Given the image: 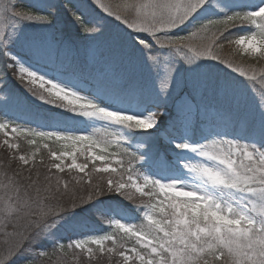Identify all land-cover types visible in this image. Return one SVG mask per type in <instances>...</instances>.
<instances>
[{
    "label": "snow or ice",
    "instance_id": "6c2138e0",
    "mask_svg": "<svg viewBox=\"0 0 264 264\" xmlns=\"http://www.w3.org/2000/svg\"><path fill=\"white\" fill-rule=\"evenodd\" d=\"M16 5L0 0L4 68L37 99L74 114L58 124L75 130L0 122V264H264V68H256L264 64V0H91L87 11L73 4L72 23L87 39L103 33L106 17L135 33L131 48L151 75L146 84L94 88L25 66L17 49L42 57L51 43L26 36L24 25L51 29L58 6ZM235 58L255 63L245 68ZM209 61L258 92V121L228 131L210 118L207 93L229 104L216 106L218 116L231 115L239 100L229 93L239 86L213 78ZM134 140L142 141L136 151ZM61 141L63 151L50 146ZM94 174L104 175L93 183ZM85 183L86 197L78 195ZM113 196L123 208L106 203ZM85 211L108 218L112 230L77 232ZM68 229L77 238L65 243Z\"/></svg>",
    "mask_w": 264,
    "mask_h": 264
},
{
    "label": "rangeland",
    "instance_id": "374dc122",
    "mask_svg": "<svg viewBox=\"0 0 264 264\" xmlns=\"http://www.w3.org/2000/svg\"><path fill=\"white\" fill-rule=\"evenodd\" d=\"M26 3H29L30 5L34 3V0H25ZM87 2L91 3V0H87ZM66 8L59 7L58 10H60L61 18L59 21V26H62L65 28L66 33H61L60 31L56 30V23L51 29L42 28L38 25H30L26 24L23 27V33L26 36L34 37V36H40V35H47L49 42L51 43V50L46 51L45 54L42 57H34L30 54H27L26 49L19 48L17 51L20 52V54L23 56V62L25 63L26 67H30L32 70H36L41 75H46L47 78H52L53 76L63 79V80H69V81H76L79 82L83 87L90 88L89 84L84 81L81 77H78L74 75V73L65 72L60 69L54 70L56 67H52L51 64H53L54 61H63L64 58L68 57H74L73 53H80L83 55H88L90 58L96 61L97 64H99L100 67H102V71H100L99 76H107L109 79V82L112 84L113 87L117 86H128L129 84H136L139 85L138 82V74L143 73L147 74L148 77L143 79L142 84H146L151 80L150 74L140 65L139 60L137 59V56L133 53V50L131 48V37L135 36V33H132L130 29H127L126 26H123V24L119 25L120 32H115L118 34L115 36L114 33L111 32V30L108 28L110 25V22H104V25L107 24L106 28H104L103 33L101 35L95 36L94 39H87L85 35L82 33V31L78 28L77 25L72 23L71 14H65L63 10ZM119 22V21H116ZM117 25L116 23H114ZM123 38L125 41H127V44H122L119 40V38ZM112 49L113 53H108L106 56H102L104 51H109ZM101 51V54L98 55V53ZM95 65V67H98V65ZM208 65L210 68L217 67L218 65L214 61H209ZM132 66H134V70L132 69ZM99 67V69H100ZM185 68L189 67L188 65H184ZM133 71V72H132ZM6 72L11 75V70H6L4 68V61L2 58H0V73L4 76L7 75ZM233 73V72H232ZM129 74L132 76L131 82L127 83V85H122L119 81L125 80L127 81L129 78ZM26 82V81H25ZM4 82H0V111H3V114L0 117V122H11L13 126H23V123L20 122L22 120L18 119V117H14L13 114H20L21 111L28 109L30 106H43L44 110L47 109V113L51 116H53V119L55 121H64L66 116H72L74 114L72 113H65V110L56 108L53 105H49L45 103L44 101H41L37 99L35 96L31 94V92L28 91V88L26 86H23V91L16 90L12 91L10 88H12L11 84L5 85V87H2ZM14 85V84H13ZM239 88L235 92H230V96H234L239 100V112L240 115H242L246 120L248 119L250 122L258 121L259 119V99H258V93L257 92H250L246 91V88H242V85H238ZM38 89V85L34 86ZM8 88V89H6ZM243 89L244 92H248L249 94H239L240 91ZM217 96V95H216ZM215 97L213 93L209 92L206 95V99L209 100V98ZM207 101V100H205ZM18 104H21L22 107H19ZM26 109H21V108ZM15 111H18V114ZM46 111V110H45ZM36 113H44L43 110H35ZM25 113V112H24ZM64 115H61V114ZM12 114V115H11ZM21 116L27 115L20 114ZM70 122V121H69ZM62 124L57 123V129L56 127L53 128H47V127H38L39 130L42 131H50V130H60L62 128ZM218 124V123H217ZM96 125H88V130H91V127H95ZM220 126L225 128L224 124H220ZM233 126V125H232ZM232 126L231 129H232ZM65 130L74 131V128H71L70 126H65ZM79 127L83 128L84 125H79ZM241 130V129H240ZM4 134V132H0V134ZM14 135V134H12ZM142 143V141L134 140L132 142V150L136 151L137 146ZM147 145H145V148ZM144 149L141 148L140 151L142 152ZM99 163V162H98ZM106 203L110 204L113 208H123L120 204L107 200ZM126 211V209H124ZM129 214V213H128ZM130 215V214H129ZM87 234H97L95 232L87 233ZM102 234V233H101ZM77 238V237H76Z\"/></svg>",
    "mask_w": 264,
    "mask_h": 264
},
{
    "label": "trees",
    "instance_id": "16d2710c",
    "mask_svg": "<svg viewBox=\"0 0 264 264\" xmlns=\"http://www.w3.org/2000/svg\"><path fill=\"white\" fill-rule=\"evenodd\" d=\"M105 3H112V4H118V3H122L123 0H104ZM55 3L57 4L58 8L59 7H64L66 8L65 10H63V12L65 14H70V12H68V9L72 8L73 4H77L80 7L84 8L86 11L90 10L91 8V3L87 2V0H55ZM17 8L18 9H22V10H30V4L26 3L25 0H17ZM61 13L60 10L57 9V14H56V20H55V25L56 30L60 31L61 33H66L65 28L62 26H59V21L61 18ZM59 20V21H58ZM104 22H110V26L108 27L112 33L115 34V36H117L118 34H116L115 32H120L119 29V25L120 22H116V20L112 17H106L104 19ZM114 23H116L117 25H115ZM107 24L104 25V28H106ZM124 26V25H123ZM233 31H236L235 29ZM177 34L179 35H185L186 31L185 30H181L180 32H178ZM240 34H243L242 32ZM146 36V34H141V37ZM196 42V41H194ZM108 53H113L112 49L109 51H104L103 55L101 54V51L98 53V55H102V56H106ZM74 57H68V58H64L63 61H54L53 64H51V66L55 69H60L62 71L65 72H70V73H74L75 75H78L79 77H81L84 81H86L90 88H94V87H100V86H108V87H113L112 84L109 82V79L107 76H99L100 71H102V67L99 66V64L96 63L95 60H93L92 58H90L88 55H83L80 53H73ZM223 55L226 56H231V52L228 49H225ZM236 59V63L239 64L242 67L247 68L249 66V64H254V61H251L249 59H244L241 60L240 58H235ZM215 62V61H214ZM218 66L211 68V76L215 79H219V80H224V79H228L230 81H232L235 85H242V88L244 87V80L243 78L239 77L238 73H232V71L230 69H227L224 65L222 64H218L217 62H215ZM98 65V67H95V65ZM100 67V69H99ZM256 68L257 70H259L260 68H264V64H256ZM132 69L134 70V66H132ZM133 72V71H132ZM7 75H3L0 73V82H4L6 84H4L2 87H5V85H7L8 83L11 84L12 88H10V90L12 91H16L21 90V92L23 91V86H26L27 82H21V80L18 78V76L13 75V72L10 73L11 75H9L6 72ZM251 74V73H250ZM182 76H185V73H181ZM139 76V80L138 82L140 84H142L143 79L148 77L147 74H143L140 73L138 74ZM151 76V75H149ZM132 79V76L129 74V78L127 81H125L124 79L121 80L122 85H127V83H130ZM14 84V85H13ZM137 84V83H136ZM260 85H257V88H259ZM8 89V88H6ZM2 90V89H0ZM247 91V89H246ZM17 92V91H16ZM258 93V92H257ZM208 94V93H207ZM239 94H249L248 92H244L243 89L240 91ZM215 97H211L208 99H206L207 101H205L206 105L208 106V112H209V116L210 118L220 124H224V126L226 127V130L228 131H232L233 128H235L237 131H239L240 129L242 130L246 123L247 124H251L252 122H250L248 119L246 120V118H244L242 115H240L239 109L237 108L236 104L233 103L231 105V115H228L227 113H225L223 116H218L216 114V106L218 104L223 103L224 107L227 108L229 107L228 102L223 101L219 96L214 95ZM240 99V98H238ZM171 107V105H169ZM240 107V106H239ZM40 109V106H39ZM37 109V110H39ZM43 109V107L41 108ZM46 110V111H45ZM43 110L44 113L42 114V118H38V119H34L31 118V116L27 117L26 115H24L23 117L18 114V111H15L18 116H16V114H13L14 117H20L19 119L22 120L20 122L23 123L24 127H31V128H37L36 126H44V127H57V121H55V119H53V116L49 115L47 113V109ZM3 114V111H0V117ZM12 115V114H11ZM165 120H167V117L165 118ZM42 123V124H40ZM233 125V126H232ZM65 126H70L71 127V122H68L67 125L62 124V128H60V130H65ZM232 126V129L231 127ZM72 128V127H71ZM223 128V126H222ZM3 139H5V136L1 133L0 134V143H2ZM21 143L22 147L25 148L26 150H31L30 146L27 145L26 141L23 139V137H21L20 141H18ZM63 141L61 142H57V143H52L50 146L53 148V150H57V151H63L65 150L63 148ZM160 143L162 144L163 142L160 141ZM117 149L113 146L112 148H110V151H116ZM42 153L45 157V161L47 162V152L42 150ZM6 159V153L3 151V149H0V160ZM37 160H39V156L37 157ZM97 166H100L99 163L97 162ZM39 171H40V176H41V181L43 180V177L45 175H47L46 170L43 168V166H40L39 164L37 165ZM90 169H91V164H90ZM89 169V170H90ZM29 172L27 170L23 171L22 176L23 177H28L29 176ZM33 179L36 178V171L34 170L31 173ZM65 175V178L67 177V174H62ZM74 176H76L77 178H79V174L78 173H73ZM98 175H104V174H94L93 175V183L96 182L97 180V176ZM82 191H80L78 193V195H82V196H87V184L85 183V185L83 186ZM0 196H4V192L2 190H0ZM111 201H114L118 204L121 205L119 198L113 196L112 198L108 199ZM123 207V205H121ZM127 211V209H126ZM130 215H132L131 212H129ZM76 222L79 223L80 227L77 229V232L82 231L83 233H91V232H95L97 234H103L106 231H111L112 229L109 227L108 225V218H105L104 220H101L98 216V214L91 212V211H85L84 213H80L77 218H76ZM139 222V221H136ZM71 229H68L66 231H64V240L63 242L67 243V240L69 238H76V236H71ZM49 249H50V245H46Z\"/></svg>",
    "mask_w": 264,
    "mask_h": 264
}]
</instances>
